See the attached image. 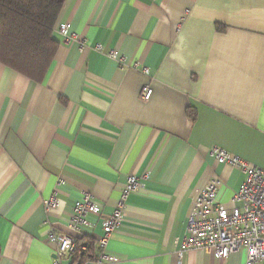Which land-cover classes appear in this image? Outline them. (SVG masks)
I'll return each instance as SVG.
<instances>
[{"label": "crops", "instance_id": "crops-1", "mask_svg": "<svg viewBox=\"0 0 264 264\" xmlns=\"http://www.w3.org/2000/svg\"><path fill=\"white\" fill-rule=\"evenodd\" d=\"M53 38L41 83L0 64V264H53L47 233H70L85 195L100 216L81 236L95 242L145 173L100 264H245L243 249L222 260L181 241L213 178L223 204L243 180L211 148L264 170V0H63Z\"/></svg>", "mask_w": 264, "mask_h": 264}, {"label": "built area", "instance_id": "built-area-1", "mask_svg": "<svg viewBox=\"0 0 264 264\" xmlns=\"http://www.w3.org/2000/svg\"><path fill=\"white\" fill-rule=\"evenodd\" d=\"M58 32L65 37L68 43L76 39V35L69 33L67 24H60ZM96 48L100 49V46ZM109 58L118 59L115 50L106 52ZM151 90L148 87L142 89V98L149 99ZM209 155L221 165H227L241 172L242 183L238 190L230 197L228 204L216 201L219 180L213 178L202 189L194 207L187 218L186 236L181 241V251L190 248H198L218 259H226L231 253L239 249L245 251V264H256L264 261V170L252 166L239 157L227 151L213 147ZM148 173L141 177L130 175L121 191L116 208L109 216L101 218V234L97 238L96 245L99 254L93 260H86L83 264H100L102 262H114L115 259L105 251L111 232L122 223L123 206L126 197L139 190L141 181L147 178ZM46 209L56 206L55 197H50L44 202ZM88 216H100V208L88 195L76 201L72 207V213L68 224L70 233H47V241L54 245L53 264H64L71 261L75 251L86 252L85 244H76V238L80 237L82 228L93 229L94 222L87 220Z\"/></svg>", "mask_w": 264, "mask_h": 264}, {"label": "trees", "instance_id": "trees-1", "mask_svg": "<svg viewBox=\"0 0 264 264\" xmlns=\"http://www.w3.org/2000/svg\"><path fill=\"white\" fill-rule=\"evenodd\" d=\"M63 0H0V64L41 83L58 47L53 38ZM86 252L75 251L71 264L96 258V242L80 236L76 244Z\"/></svg>", "mask_w": 264, "mask_h": 264}]
</instances>
